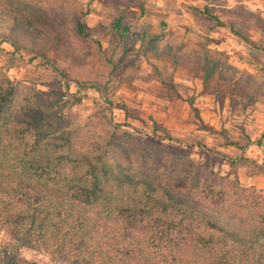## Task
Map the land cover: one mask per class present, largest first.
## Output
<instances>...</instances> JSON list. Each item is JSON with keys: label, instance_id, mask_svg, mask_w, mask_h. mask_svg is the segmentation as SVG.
Masks as SVG:
<instances>
[{"label": "rangeland", "instance_id": "rangeland-1", "mask_svg": "<svg viewBox=\"0 0 264 264\" xmlns=\"http://www.w3.org/2000/svg\"><path fill=\"white\" fill-rule=\"evenodd\" d=\"M10 1L32 14L0 7L16 43L0 36L4 119L42 111L49 137L107 148L153 186L264 221V0ZM119 16L158 34V52L108 30ZM205 61L218 64L207 81ZM202 249L188 245V264ZM20 255L55 264L39 247Z\"/></svg>", "mask_w": 264, "mask_h": 264}, {"label": "trees", "instance_id": "trees-1", "mask_svg": "<svg viewBox=\"0 0 264 264\" xmlns=\"http://www.w3.org/2000/svg\"><path fill=\"white\" fill-rule=\"evenodd\" d=\"M0 7L32 14L10 0ZM123 22L115 18L108 30L158 52V34L130 32ZM11 24L0 15V36L14 46ZM78 31L88 36L91 29L79 24ZM206 68L207 81L218 64ZM8 96L0 94V232L13 240L0 242V264H31L22 245L46 250L55 264H188L194 243L210 250L191 255L190 264H264V221L153 186L107 148L79 150L67 138L49 137L42 111L4 119Z\"/></svg>", "mask_w": 264, "mask_h": 264}]
</instances>
